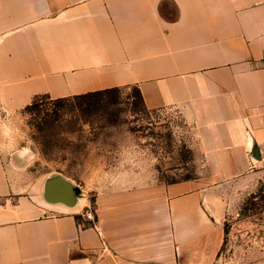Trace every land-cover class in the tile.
<instances>
[{
  "label": "crops",
  "instance_id": "crops-1",
  "mask_svg": "<svg viewBox=\"0 0 264 264\" xmlns=\"http://www.w3.org/2000/svg\"><path fill=\"white\" fill-rule=\"evenodd\" d=\"M130 86L196 126L207 175L121 173L132 183L93 201L72 185L52 197L56 180L18 189L12 116L40 95ZM262 181L264 0H0V264H218ZM87 207L96 225L78 220Z\"/></svg>",
  "mask_w": 264,
  "mask_h": 264
},
{
  "label": "rangeland",
  "instance_id": "rangeland-1",
  "mask_svg": "<svg viewBox=\"0 0 264 264\" xmlns=\"http://www.w3.org/2000/svg\"><path fill=\"white\" fill-rule=\"evenodd\" d=\"M40 100V107L11 118L12 151L25 154L12 165L19 190L64 181L93 201L132 183L121 173H151L158 182L208 174L196 126L175 108L148 109L135 86L112 90L82 107L73 99ZM238 202L218 264H257L264 256V181Z\"/></svg>",
  "mask_w": 264,
  "mask_h": 264
},
{
  "label": "trees",
  "instance_id": "trees-1",
  "mask_svg": "<svg viewBox=\"0 0 264 264\" xmlns=\"http://www.w3.org/2000/svg\"><path fill=\"white\" fill-rule=\"evenodd\" d=\"M115 89H119V88L102 90V91H96V92H89V93H86V94L75 95V96H71V97H67V98H60V99H53V100H55V101H62V100H66V99H73V100L78 101L77 104L79 105V107H82V105H83V103L85 101H92L93 98L102 96L104 94H107L110 91L115 90ZM138 93H139V96L141 97V99L143 101V98H142V95H141L139 89H138ZM43 97L52 99L48 95H40V96H37L34 99V101L24 109L25 112H30V111H33V109H36V108L40 107L42 105V102H41L42 100H40V99H42ZM90 103L92 104V102H90ZM187 179H189V178H187ZM80 218L81 217L78 216V220H80Z\"/></svg>",
  "mask_w": 264,
  "mask_h": 264
},
{
  "label": "built area",
  "instance_id": "built-area-1",
  "mask_svg": "<svg viewBox=\"0 0 264 264\" xmlns=\"http://www.w3.org/2000/svg\"><path fill=\"white\" fill-rule=\"evenodd\" d=\"M80 222L83 225H96L97 215L92 207H87L80 214Z\"/></svg>",
  "mask_w": 264,
  "mask_h": 264
},
{
  "label": "water",
  "instance_id": "water-1",
  "mask_svg": "<svg viewBox=\"0 0 264 264\" xmlns=\"http://www.w3.org/2000/svg\"><path fill=\"white\" fill-rule=\"evenodd\" d=\"M62 186H63V188L62 189H58V190H55L53 193H55V194H62V195H64L65 197H67L68 195V190L71 188L70 186H71V184L70 183H68V182H64V181H62ZM74 191L76 192V194H80L82 191L77 187H75L74 188ZM51 194V193H50Z\"/></svg>",
  "mask_w": 264,
  "mask_h": 264
},
{
  "label": "flooded vegetation",
  "instance_id": "flooded-vegetation-1",
  "mask_svg": "<svg viewBox=\"0 0 264 264\" xmlns=\"http://www.w3.org/2000/svg\"><path fill=\"white\" fill-rule=\"evenodd\" d=\"M54 191H55V190H51V191H50L52 197L60 198L59 196H64V195H62V194H55V193H53ZM61 198H62V197H61ZM65 198H66V197H65Z\"/></svg>",
  "mask_w": 264,
  "mask_h": 264
},
{
  "label": "clouds",
  "instance_id": "clouds-1",
  "mask_svg": "<svg viewBox=\"0 0 264 264\" xmlns=\"http://www.w3.org/2000/svg\"><path fill=\"white\" fill-rule=\"evenodd\" d=\"M157 259H159V257H157Z\"/></svg>",
  "mask_w": 264,
  "mask_h": 264
}]
</instances>
